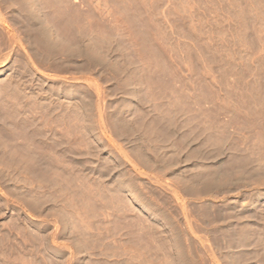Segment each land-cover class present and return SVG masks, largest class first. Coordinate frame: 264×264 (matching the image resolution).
Segmentation results:
<instances>
[{
  "label": "rangeland",
  "instance_id": "374dc122",
  "mask_svg": "<svg viewBox=\"0 0 264 264\" xmlns=\"http://www.w3.org/2000/svg\"><path fill=\"white\" fill-rule=\"evenodd\" d=\"M0 264H264V0H0Z\"/></svg>",
  "mask_w": 264,
  "mask_h": 264
},
{
  "label": "bare ground",
  "instance_id": "6f19581e",
  "mask_svg": "<svg viewBox=\"0 0 264 264\" xmlns=\"http://www.w3.org/2000/svg\"><path fill=\"white\" fill-rule=\"evenodd\" d=\"M177 179H178V178H177ZM203 184H204V183H203ZM232 185H233V184H232ZM203 187H204V185H203ZM218 187H219V186H218ZM218 187H217V188H218ZM204 188H205V187H204ZM201 191H202V190H201Z\"/></svg>",
  "mask_w": 264,
  "mask_h": 264
}]
</instances>
